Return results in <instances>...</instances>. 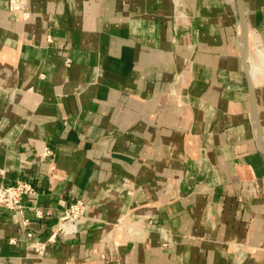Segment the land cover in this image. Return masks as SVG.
Returning a JSON list of instances; mask_svg holds the SVG:
<instances>
[{
  "label": "crops",
  "instance_id": "obj_1",
  "mask_svg": "<svg viewBox=\"0 0 264 264\" xmlns=\"http://www.w3.org/2000/svg\"><path fill=\"white\" fill-rule=\"evenodd\" d=\"M23 2L0 0V185L44 216L0 207V264H264L237 0ZM241 4L264 151V0ZM76 200L86 222L40 258Z\"/></svg>",
  "mask_w": 264,
  "mask_h": 264
},
{
  "label": "built area",
  "instance_id": "obj_2",
  "mask_svg": "<svg viewBox=\"0 0 264 264\" xmlns=\"http://www.w3.org/2000/svg\"><path fill=\"white\" fill-rule=\"evenodd\" d=\"M9 11L14 14H21L24 19L28 17L25 10L23 0H9ZM50 40V38L48 39ZM51 41V40H50ZM52 154L49 148H45L42 157L47 158ZM37 191L34 186L27 181L17 180L10 185H0V207L5 208L11 212L16 213L22 220V225L26 229L28 221L23 220L25 211L24 200L36 199ZM35 216L42 219L44 216L43 211L37 205L36 200L32 206ZM87 210V203L83 200H76L71 202L58 217L54 231L45 241L33 240L30 247L34 253L40 258L43 257L48 245L57 243L58 240H66L67 238L76 235L79 232V227L86 222L85 211ZM28 238L33 237L31 231L26 232ZM14 240H11L13 243Z\"/></svg>",
  "mask_w": 264,
  "mask_h": 264
},
{
  "label": "water",
  "instance_id": "obj_3",
  "mask_svg": "<svg viewBox=\"0 0 264 264\" xmlns=\"http://www.w3.org/2000/svg\"><path fill=\"white\" fill-rule=\"evenodd\" d=\"M238 4V24L240 28V53H241V58L243 60V64L245 66V72L248 80V86H249V97H250V103H251V111L253 114V119L255 122V131H256V141L258 143L259 149L262 153H264L263 148L261 146V135H260V128H259V123H258V116H257V111L255 107V100H254V94L251 86V82L249 79V74L247 73V63L245 60L244 52L246 50L247 46V32L245 28V21H244V16H243V11H242V4L241 0H237Z\"/></svg>",
  "mask_w": 264,
  "mask_h": 264
},
{
  "label": "bare ground",
  "instance_id": "obj_4",
  "mask_svg": "<svg viewBox=\"0 0 264 264\" xmlns=\"http://www.w3.org/2000/svg\"><path fill=\"white\" fill-rule=\"evenodd\" d=\"M258 56H259V58H261V61H262L263 65H264V54H258ZM260 67H262V70H263L264 66H260ZM260 67H257V66L253 67L251 65L250 66V70L253 71V72H255V73H257V74H259L261 72L260 71Z\"/></svg>",
  "mask_w": 264,
  "mask_h": 264
}]
</instances>
